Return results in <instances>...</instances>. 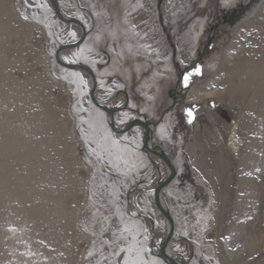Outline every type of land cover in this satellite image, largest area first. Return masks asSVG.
I'll return each mask as SVG.
<instances>
[{"label": "rangeland", "instance_id": "374dc122", "mask_svg": "<svg viewBox=\"0 0 264 264\" xmlns=\"http://www.w3.org/2000/svg\"><path fill=\"white\" fill-rule=\"evenodd\" d=\"M57 1L87 32L61 59L92 69L98 100L138 78L155 117L173 82L159 8L196 75L186 126L171 113L157 132L175 170L161 190L169 252L177 264H264V0ZM80 36L48 0H0V264H164L150 252L166 236L153 194L167 168L141 154L139 132L129 149L110 132L87 74L55 61Z\"/></svg>", "mask_w": 264, "mask_h": 264}, {"label": "flooded vegetation", "instance_id": "af4514ba", "mask_svg": "<svg viewBox=\"0 0 264 264\" xmlns=\"http://www.w3.org/2000/svg\"><path fill=\"white\" fill-rule=\"evenodd\" d=\"M253 1L255 2L256 0H253ZM58 6L60 10L59 3H58ZM245 12H246V7H243L241 5L237 10H232L222 15L221 22L223 24L231 25L234 22V20H236L239 16H243ZM157 13H158L157 27L161 33V36L163 37V41L165 45L164 53L168 56L169 65L173 71V82L172 84L168 85L163 90V92L161 93L158 99V103L155 107L156 117L149 116L147 113L143 111V107L147 106L148 102H147V98L144 95H142L139 91H137L139 87V83H140L138 78L132 77L129 80L128 86L126 88L115 90L112 93V96L108 100H101L100 98L98 100V98L96 97L97 93L95 92L96 87H97V79H96L94 72L90 68L96 80L94 98L96 102L100 104L103 108H106L113 112L112 120H113V125L115 127V130H112V128L110 127V124L108 122V117L105 111L97 107L92 102L91 97H90V88L87 91V96L89 98L91 105L94 108H96V110H99L102 113L104 122L106 126L109 128L110 132H113L114 134H117V135L126 134V136L118 137V139H123V142H127L129 146L128 149L131 146V141H132L131 139H135V133L136 132L140 133V138H139L140 149L139 150L141 154H143L147 158L149 164L154 166L156 171H157V166L155 165V163H153V161L151 160V157H154L160 160L157 157V154H160L161 152H163L162 147L158 144V140H159L157 138L158 128L162 124L163 119L170 117L171 113L175 115L176 120L178 124L180 125V127L183 128V126H186L185 124L186 121L184 119L185 115L183 113V109L185 108L189 109L186 106L184 107V105L188 104L187 98L192 91V90H189V87L191 86L193 79L196 77L195 71L194 72L192 71L194 62H192V60H188L186 63H183L179 60V56H178L179 53L177 51V45L173 41L169 27L161 19L159 8L157 9ZM67 19H74V20L79 21L76 18H67ZM81 24L83 26V23ZM210 43H212V40H208V44ZM207 45H205L202 48V50H205ZM199 46L197 48L198 58L200 57L199 54L201 51ZM72 65H76V64H72ZM75 72H82V71H75ZM151 73H153V70L149 69V71L144 74L145 78L150 79ZM113 78L116 81L113 83L114 86H118L122 83L119 77L117 78L113 77ZM88 79L90 81L89 76H88ZM90 86H91V81H90ZM123 113H128V116H125L124 120H119V116ZM146 131H147V144L146 146H144L143 142L145 140ZM127 138L130 141H128ZM157 173H159V171H157ZM159 179L158 181H163V178H159Z\"/></svg>", "mask_w": 264, "mask_h": 264}, {"label": "water", "instance_id": "95a60500", "mask_svg": "<svg viewBox=\"0 0 264 264\" xmlns=\"http://www.w3.org/2000/svg\"><path fill=\"white\" fill-rule=\"evenodd\" d=\"M51 6V9L55 15V17L63 22V23H67V24H74L77 27H79L80 32H81V36L80 38L72 43V44H67V45H61L59 46V48L57 49L56 53H55V61L63 68L70 70V71H82L88 74L90 81H91V86H90V97L92 102L99 108H101L103 111H105L107 117H108V122L110 124V127L112 128V130H115V127L113 125V120H112V115L113 112L111 110H108L106 108H103L100 104H98L94 98V91H95V87H96V80L94 77L93 72L90 70V68H88L85 65H72V64H68L65 63L62 59H61V53L64 50L67 49H74L79 47L83 42L84 39L87 35V32L85 31L84 27L82 26V24L74 19H67L65 18L60 10H59V6L57 3V0H48ZM130 128V127H129ZM128 128V129H129ZM147 144V131L145 133V140L143 142V145L146 146ZM157 157L164 163V165L167 168V176L163 181H158L156 183V186L154 188V194H153V200H154V204L155 207L157 209V211L159 212L160 215H162V217L165 219L166 221V236L165 238L162 240L160 248H159V253L158 254H154L153 251L150 252V254L158 259H160L164 264H177L175 262V260L173 259V257L171 256V254L169 253V247H170V240H171V236L173 233V221L172 218L169 214V211L167 210V208H165L164 204L162 203V201L160 200V194H161V190L167 186L171 180L174 178L175 176V170L171 164V162L168 160L167 156L161 152L160 154H157Z\"/></svg>", "mask_w": 264, "mask_h": 264}, {"label": "bare ground", "instance_id": "6f19581e", "mask_svg": "<svg viewBox=\"0 0 264 264\" xmlns=\"http://www.w3.org/2000/svg\"><path fill=\"white\" fill-rule=\"evenodd\" d=\"M75 49V48H74ZM236 145H237V142H236V140H234L233 138H231L230 139V142H229V147L231 148V149H235V147H236ZM166 187V186H165ZM160 200L162 201V198H161V194H160ZM162 203H163V201H162ZM157 213L159 214V212L157 211ZM170 253V252H169ZM171 254V253H170Z\"/></svg>", "mask_w": 264, "mask_h": 264}]
</instances>
